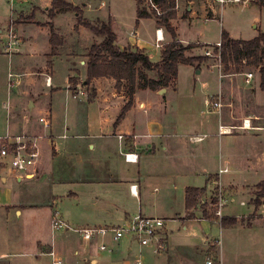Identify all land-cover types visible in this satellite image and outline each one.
Listing matches in <instances>:
<instances>
[{
  "label": "crops",
  "instance_id": "obj_1",
  "mask_svg": "<svg viewBox=\"0 0 264 264\" xmlns=\"http://www.w3.org/2000/svg\"><path fill=\"white\" fill-rule=\"evenodd\" d=\"M52 1L31 0V7L4 21L5 27L0 28V138L22 136L36 142L40 149L33 176L18 172L0 155V264H14L11 255H33L35 264H47L44 257H49L53 264L47 254L51 250L62 264H136L139 260L142 264H203L208 258H214L215 264H258V255L261 263L264 203L244 215L224 212L229 217L254 215L251 225L225 227L211 213L189 211L186 207L187 188H205L203 194H208L206 185L196 181L198 178L220 180L217 172L212 171L217 155L219 168L228 169L222 173H228L231 167L241 171L236 165L242 163L245 168L264 171V149L258 152L255 148L250 151L246 145L232 146V142L253 136L249 131H264V116L256 113L254 107L248 109L242 98L230 96L234 93L231 74L220 70L212 58L195 65L179 64L174 84L159 90L138 89L132 107L117 123L129 100L124 81L121 90L116 87V79L105 76L95 77L89 86L82 83L81 94L76 95L70 88L71 76H79L85 82L89 50L102 37L84 25L77 30L74 12L49 17ZM67 1L80 6L84 17L92 23L97 19L111 20L116 44L121 49L137 46L152 61H159L164 46L174 40L144 1L118 0L122 6L131 3L133 7L134 21L129 30L119 20L117 0ZM140 7L146 8L148 16L137 22ZM32 12V19L22 17ZM227 12L225 4L218 0H176V16L171 24L177 39L184 44H216L225 30L223 17ZM202 21L205 26L198 27ZM213 21L218 24L219 34L211 41L207 38L206 23ZM260 22L256 13L253 18L256 33L245 39L259 35ZM50 24L63 39L54 48V54ZM141 26L143 32L150 29L154 32L140 35ZM191 27L197 37H183L181 28ZM159 28L164 38L161 46L157 45ZM226 30L232 38L244 39L240 28ZM11 32L16 36L13 43ZM200 50L197 47L186 55L198 56ZM59 65L66 73L60 79L62 83H55ZM214 75L220 85L228 79L227 89L223 91L220 87L217 94L209 96ZM48 76L51 85L46 84ZM198 90L205 94L204 103L210 111L197 113L192 108ZM212 96H221V108L207 104ZM41 117L49 118L50 125L45 126ZM244 119H251L256 127H243ZM221 124L233 127V132L221 134ZM126 153H135L138 159L129 161ZM39 174L38 180H33ZM57 212L74 227L119 225L139 213L162 217L168 247L155 254L131 237L117 242L107 237L105 241L111 250H101V240L88 242L74 231L53 230L52 219ZM29 213L33 217L27 222ZM43 218L50 227V235L25 238L24 227L32 224L40 229ZM8 229L13 231L11 240L16 242L10 247L13 251L4 247L3 233ZM17 242L23 243L22 246H14Z\"/></svg>",
  "mask_w": 264,
  "mask_h": 264
},
{
  "label": "rangeland",
  "instance_id": "obj_2",
  "mask_svg": "<svg viewBox=\"0 0 264 264\" xmlns=\"http://www.w3.org/2000/svg\"><path fill=\"white\" fill-rule=\"evenodd\" d=\"M91 1L94 3L99 2V0H91ZM108 1L113 2L115 0H108ZM143 1H144L143 4H145V6L148 9L147 0H143ZM30 2H31V0H27L25 3H20L19 0H0V23H1L0 28L5 27L4 21H9L10 17L16 15V13L20 14L22 12L21 10L24 11L27 8L31 7L32 5L30 4ZM117 2L119 3V5L117 7V12H119V20H122L121 22H123L125 28L129 30V28L131 27V25L133 24V21H134V18L132 15L133 7H132L131 3L129 6H127V5L122 6L118 0H117ZM129 2L130 1H128V3ZM259 2H261V0H249L247 2V4H242V3H238V2L226 3L225 7H226V9H228V12L225 15V19L223 17V26H226L225 30L228 29V27L229 28L230 27L240 28L242 31V34H240V35H242V37L244 39L253 37L252 35H255V33H256L255 29H257V28H254V26H253V24H254L253 18L256 17V13H257L258 17H261V22L259 24V28L262 31H264V8L258 7ZM249 4H252V6H254V5H257V6L252 7ZM175 10H176V8H175ZM152 13L156 18L159 17L154 12H152ZM31 14H34V12L30 13L28 15V17L25 15H23L22 17L24 19H32L33 16ZM19 19H21V17H19ZM200 25L203 28L205 26V22L202 21V22H199V24H197L198 27ZM206 26H207V29H206L207 30V38L211 41H214V39H216L217 34H219V27H218L217 22L213 21L210 23H206ZM7 29H8V31H7V33H8L9 28L7 27ZM153 32H154L153 29H150L149 31L145 30L143 32L142 26L139 29L140 35L141 34L152 35ZM181 33H182L183 37H186V36H189L191 38L197 37V35H196V33L192 27L188 30L181 28ZM86 39H88V37ZM184 45H187V44H184ZM214 45L215 44H211V45L209 44L208 46L207 45L202 46L201 50H200L201 53L198 56H207L206 51H208V50L211 51L212 54H215V51L213 48ZM132 47H135V46H132ZM195 48H197V47H194V48L188 50L187 53H189L191 50H193ZM207 57H209V59L212 58L214 60V61L213 60L212 61L215 64H218V61L216 60V58H214L212 56H207ZM244 63H246V61H244ZM230 67L232 69H229L227 72L229 74H231V79H232L231 82H232V87H233V91H234L233 95L230 93V96H233L234 98L235 97L242 98V100H245L243 102H245V104H247V106L249 107L248 109H252V107H254V108H256L255 109L256 113L261 114V116H264V90L260 89L261 87L258 85L259 81L261 82V79H260L261 75H260V71H259L260 66H258V67L257 66H246L242 69L241 72H235V69H234L235 65L234 64L230 65ZM1 68H2V64H0V69ZM223 69H225V65H224V67L222 66V71H223ZM249 72H252L254 74V78L250 83H247L245 81V73H249ZM65 73L66 72L64 70V67L62 65H59L57 68V76H56L55 83H62L61 80H63ZM146 73L149 75V77L150 76L156 77V73L153 71H146ZM74 77L79 78V76H74ZM181 78H182V81H184L185 73H183ZM41 80H43V77H41ZM79 80H80V78H79ZM80 82H81V80H80ZM125 83L127 84V82H125ZM211 83H212V80H211ZM227 83H228V79H225L223 81V84L220 85L218 76L214 75V82L212 85V89L209 90V92H208L209 96H211V94H214V93L217 94L219 92L220 87L223 88V91H225V89H227ZM81 84H82V82H81ZM81 84H78V85L81 86ZM126 84H125V86H126ZM78 85L76 87L77 89H78ZM72 86L73 85L70 82V88ZM255 91H257L256 95L254 94ZM74 93H76V92H74ZM223 98H224V96L222 97V99ZM63 99H65V96H63ZM204 99H205V94H202L198 90V93L196 94V97H195V100H194L193 106H192L193 109L195 108V111H197V113H199L201 110H204V112L210 111V109L207 106H205ZM256 104H258V105H256ZM239 109H242V108L239 106ZM0 112H1V109H0ZM244 121H245V119L243 120V124H244ZM263 121H264V119H263ZM249 123H250V129H253L254 127H256V126H254L253 122L251 124V119L249 120ZM249 132H250L249 135H253V136L247 137L246 139H244V138H242L241 140L239 139L240 142H238V141L232 142V144H233L232 146H236L237 148L238 147L243 148L244 145H246L250 149V151L252 150V148H255L256 151H258V152L260 151V149H264V131H249ZM210 138H213V137H210ZM236 167H239L240 168L239 170H241V171H238L234 167H231L232 170H230L228 173H221L219 170L220 169L219 168V155H217V161L215 163V170H212V171L217 172L216 175L219 176V178H220L219 181L221 182V187L223 188L225 198L228 201V203H227L228 207L227 208L225 207L224 212L225 213H231L233 215H236V214L244 215V214H248L250 212H253V210L256 211L255 209H257L262 203H264V180H262V179H264V171H262L260 169L254 170L251 167L245 168V165H243V163L240 166L236 165ZM40 172H41V170H40ZM219 172L221 173L220 175H218ZM39 177H40V174L35 176V178L33 180H38ZM206 179L207 178L205 176L204 180H203V178H198V180H196L198 182L200 181L199 182L200 185H203V186L206 185V187L208 188L206 190L208 192V194H203L199 200L198 205L194 209H192V210H198L200 213H203V212L204 213L205 212L211 213L213 210V205L218 201L219 182L216 183L218 179L212 180L213 183L209 180H206ZM43 195H45V194H42L41 196H43ZM241 201L245 202V204L242 205ZM47 210L50 211L49 206H47ZM261 212L264 213V206H262ZM32 217L33 216H31V213H29V215L25 218V220L27 222H29ZM24 228L27 229V230H24L25 231L24 235H25V238H27V239H33L32 237L35 235H37V236H39V235L45 236L46 235L47 236V235H50V231H51L50 227H48L47 223L44 222V218L41 220L40 229H38L36 226H34L32 224L29 227L25 226ZM60 231H62V230H60ZM60 231H58V232H60ZM3 238H4V241H3L4 247H6L8 250L13 251L14 249L10 248L13 243H16L14 241V239L11 240L13 238V231H10V229H8V231L5 230V232L3 233ZM22 244L23 243L17 242V244H15L14 246L18 247V246H22ZM12 247H13V245H12ZM262 255H263V258L261 260V263L259 260L260 257L258 255V264H264V253ZM10 259L13 261L14 264H35L34 262H36V261H34L36 259H35V256L33 257V255H31V256H28V255L27 256L11 255ZM23 259H29L30 261L24 262ZM44 260L47 261V264H51L49 257H44ZM205 263L207 264V262H204L203 264H205Z\"/></svg>",
  "mask_w": 264,
  "mask_h": 264
},
{
  "label": "trees",
  "instance_id": "obj_3",
  "mask_svg": "<svg viewBox=\"0 0 264 264\" xmlns=\"http://www.w3.org/2000/svg\"><path fill=\"white\" fill-rule=\"evenodd\" d=\"M141 3L143 0H139ZM164 13L159 16L158 23L164 26L172 35L173 41L166 44L161 52L159 61H152L145 50L135 46H127L121 49L117 44V35L113 30L111 20L105 22L100 19L92 23L84 17L83 9L67 0H53L51 7L48 9V15L54 18L61 12H74L77 15L78 30L79 25H84L92 30L96 35L102 37L100 43H94L88 53L89 61L87 63V77L85 86H89L95 77H113L116 79V87L121 90L123 81L127 82L126 92L129 100L120 113L117 123L120 122L130 110L134 103V96L138 89L159 90L174 84L178 76L179 64L195 65L207 61V56H186V52L194 47L208 46L203 43H190L184 45L177 37L175 27L171 20L176 16L175 0H155ZM264 8V0L258 3ZM146 8H139L138 18L147 17ZM51 26V43L54 48L63 43V39L56 33L54 25ZM211 45V44H210ZM213 46V45H212ZM214 51L218 52L219 48L214 45ZM221 58L223 71L228 73L232 69L230 65L234 64L235 72H241L246 66H260L261 89L264 90V31L252 39H235L232 38L228 31H222L221 37ZM246 61V63H244ZM153 71L156 77H149L146 71ZM69 81L72 83L71 89L75 92L77 85L81 84L78 77L71 76ZM205 188L189 187L186 191V207L189 211L194 209L203 195ZM207 215L208 213L205 212ZM211 216L214 217L213 214ZM210 216V217H211ZM254 215L249 217L224 216L220 223L223 227L234 225H251Z\"/></svg>",
  "mask_w": 264,
  "mask_h": 264
},
{
  "label": "built area",
  "instance_id": "obj_4",
  "mask_svg": "<svg viewBox=\"0 0 264 264\" xmlns=\"http://www.w3.org/2000/svg\"><path fill=\"white\" fill-rule=\"evenodd\" d=\"M222 4L228 2H238L246 4L249 0H218ZM148 8L151 12H154L157 16H161L164 10L161 9L159 4L155 0H147ZM162 32V33H161ZM158 46H161V40H163L162 28L156 30ZM10 43L16 41L13 32L10 33ZM219 51L212 54L211 51H206L207 56H212L218 61L217 66L222 69L223 63L221 58V41L215 44ZM222 76V74H221ZM254 78L252 72L245 73V81L250 83ZM47 85H51V77L48 76L46 80ZM76 95L83 93L80 85L75 91ZM207 104L214 108H221L223 103L221 101V96H212L207 100ZM40 121L44 123L45 126L50 125V120L47 117H41ZM246 120L244 121L243 127L247 128ZM250 128V127H248ZM233 127L227 125H220L219 131L221 134H230L233 132ZM122 138V136L120 135ZM197 138V137H196ZM0 155L1 158L8 160L11 167L25 176H33L36 173L37 164L40 158V149L36 142L32 140H24V137L18 136L13 138L10 136L0 138ZM126 159L129 161H136L138 155L135 153H126ZM228 169H220V172H227ZM218 186V201L213 205V210L211 214L214 215L215 219L219 222L224 217V209L227 206V199L225 198L223 188L221 187V182ZM134 193V189H132ZM245 204V202H241ZM52 229L55 231L60 230H71L76 232L83 240L91 242L94 240H101L100 249L101 250H111L109 245L106 243V238L111 237L113 241L117 242L124 237H131L136 240L139 245L143 247H149L155 254H160L167 250L168 243L167 238L164 234L165 229V219L157 216H149L142 213L136 214L129 219H127L123 224L119 225H98V226H83L74 227L70 223L66 222L61 218L58 212L52 219ZM52 257L53 264H62V260L58 259L56 252L51 250L47 253ZM136 264H142V261H137ZM207 264H215V260L208 258Z\"/></svg>",
  "mask_w": 264,
  "mask_h": 264
},
{
  "label": "bare ground",
  "instance_id": "obj_5",
  "mask_svg": "<svg viewBox=\"0 0 264 264\" xmlns=\"http://www.w3.org/2000/svg\"><path fill=\"white\" fill-rule=\"evenodd\" d=\"M161 33H162V32H161ZM246 124L248 125L247 128L250 127L249 120H246Z\"/></svg>",
  "mask_w": 264,
  "mask_h": 264
},
{
  "label": "water",
  "instance_id": "obj_6",
  "mask_svg": "<svg viewBox=\"0 0 264 264\" xmlns=\"http://www.w3.org/2000/svg\"><path fill=\"white\" fill-rule=\"evenodd\" d=\"M164 90V89H163Z\"/></svg>",
  "mask_w": 264,
  "mask_h": 264
}]
</instances>
